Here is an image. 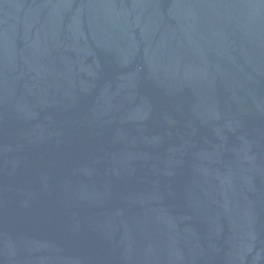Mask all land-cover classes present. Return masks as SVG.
<instances>
[{"label": "water", "instance_id": "obj_1", "mask_svg": "<svg viewBox=\"0 0 264 264\" xmlns=\"http://www.w3.org/2000/svg\"><path fill=\"white\" fill-rule=\"evenodd\" d=\"M0 264H264V0H0Z\"/></svg>", "mask_w": 264, "mask_h": 264}]
</instances>
